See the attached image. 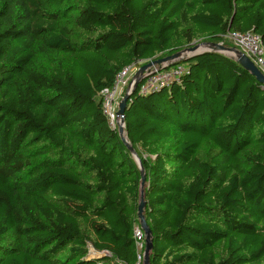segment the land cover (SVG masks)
Returning a JSON list of instances; mask_svg holds the SVG:
<instances>
[{
  "label": "trees",
  "instance_id": "obj_1",
  "mask_svg": "<svg viewBox=\"0 0 264 264\" xmlns=\"http://www.w3.org/2000/svg\"><path fill=\"white\" fill-rule=\"evenodd\" d=\"M248 32L264 46V0H0V264H138L141 201L150 264H264V85L218 52L140 81L125 136L144 184L101 95Z\"/></svg>",
  "mask_w": 264,
  "mask_h": 264
},
{
  "label": "built area",
  "instance_id": "obj_2",
  "mask_svg": "<svg viewBox=\"0 0 264 264\" xmlns=\"http://www.w3.org/2000/svg\"><path fill=\"white\" fill-rule=\"evenodd\" d=\"M225 38L235 49L246 55L261 73L264 74V46L260 35L254 32L244 34L233 33L227 35ZM221 45H223V43ZM139 70L140 64L127 67L117 76L114 88L112 90L106 89L101 93L104 101V113L114 129L120 128V117L117 115L120 109V103L117 102L116 98L123 89L126 88L128 89L127 94H129V96L131 95L135 88V76ZM185 71L186 67L175 65V61H168L153 66L141 78V85H137V87L139 86L140 88V95H148L149 93L168 86L174 81L179 82L180 77ZM131 79L132 81L129 84ZM129 100L130 102L132 101L131 99ZM135 239L138 249L143 250L144 244L142 241H145V234L140 228L135 229ZM138 259V264H143L144 258L139 256Z\"/></svg>",
  "mask_w": 264,
  "mask_h": 264
},
{
  "label": "water",
  "instance_id": "obj_3",
  "mask_svg": "<svg viewBox=\"0 0 264 264\" xmlns=\"http://www.w3.org/2000/svg\"><path fill=\"white\" fill-rule=\"evenodd\" d=\"M205 45H208L210 47V50L199 51L200 45H196V46H192V47H190V48H188L182 52H178L172 56L166 57L165 59L154 61L152 63L144 65L143 67L140 68V70L138 71V73L135 76V79H136L135 87H137V85L140 83L141 78L144 76V74L153 66H157V65L163 64V63L168 62V61H181V60H184L185 57H187V56L191 55V57L192 56L195 57V56H198L199 54H201L203 52H218V53L225 55V56H226V54H231L233 56V58L235 59V61L243 69L250 72L253 76H255L257 78V80L259 81V83L261 85H264V75L253 64V62L246 55H244L242 52L238 51L234 47L233 48H227L226 46H223L221 44H205ZM129 98H130L129 94H127L124 97V100L120 103V109L117 113V115L120 117L119 135L122 138L123 142L126 144L129 151L134 156L137 164L139 165V168L141 170V175L143 177V184H144L145 170L142 167V164H141L139 158L137 157L135 150L133 149L130 142L127 140V138L125 136V112H126L127 102L129 100ZM144 207H145V203L143 201H141V204L139 206L138 217L140 220L141 230L145 234V249H144V253H143V257H144L143 264H150V254H151V251L153 248V243H152L153 241H152V232H151L150 228L148 227V225L145 221V217L143 215Z\"/></svg>",
  "mask_w": 264,
  "mask_h": 264
},
{
  "label": "rangeland",
  "instance_id": "obj_4",
  "mask_svg": "<svg viewBox=\"0 0 264 264\" xmlns=\"http://www.w3.org/2000/svg\"><path fill=\"white\" fill-rule=\"evenodd\" d=\"M196 45H200V48H201V47H209L208 45L201 44V43H197V44H195L194 46H196ZM226 46H227V48H233L231 44H226ZM200 48H199V49H200ZM207 50H210V49L208 48ZM204 51H206V50H204ZM226 56L229 57V58H231V59H234L233 56H232L231 54H226ZM166 57H169V56H166ZM166 57H162L160 60L165 59ZM234 60H235V59H234ZM144 65H146V64H142V65L140 66V68L143 67ZM153 69H154V68H153ZM131 81H132V79L129 81V84L131 83ZM127 91H128L127 88H126V89H123V91H122V92L119 94V96H117V98H116L117 102L121 103V102L124 100V97L126 96ZM139 251L141 252V249H139ZM94 254H95V253L92 251V252H91L92 257H99V256H101L100 254H99V256H94ZM95 255H96V254H95Z\"/></svg>",
  "mask_w": 264,
  "mask_h": 264
},
{
  "label": "bare ground",
  "instance_id": "obj_5",
  "mask_svg": "<svg viewBox=\"0 0 264 264\" xmlns=\"http://www.w3.org/2000/svg\"><path fill=\"white\" fill-rule=\"evenodd\" d=\"M210 49V47H201L200 49H199V51H204V50H207V49Z\"/></svg>",
  "mask_w": 264,
  "mask_h": 264
}]
</instances>
